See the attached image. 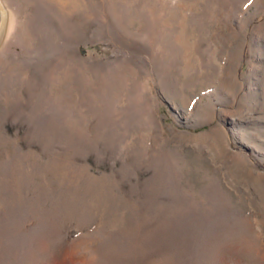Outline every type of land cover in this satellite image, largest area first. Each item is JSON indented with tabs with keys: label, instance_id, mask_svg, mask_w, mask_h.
<instances>
[{
	"label": "rangeland",
	"instance_id": "1",
	"mask_svg": "<svg viewBox=\"0 0 264 264\" xmlns=\"http://www.w3.org/2000/svg\"><path fill=\"white\" fill-rule=\"evenodd\" d=\"M0 67V264H264V0H0Z\"/></svg>",
	"mask_w": 264,
	"mask_h": 264
},
{
	"label": "bare ground",
	"instance_id": "2",
	"mask_svg": "<svg viewBox=\"0 0 264 264\" xmlns=\"http://www.w3.org/2000/svg\"><path fill=\"white\" fill-rule=\"evenodd\" d=\"M59 8H60V7H59ZM2 66H3V65H2ZM3 67H4V66H3ZM0 68H1V67H0ZM13 69H14V68H13ZM3 72H4V71H3ZM10 73H12V72H10ZM10 73H9V74H10ZM11 76H12V75H11ZM102 108H103V107H102ZM103 113H104V112H103Z\"/></svg>",
	"mask_w": 264,
	"mask_h": 264
}]
</instances>
